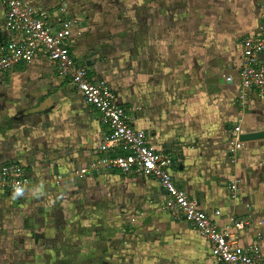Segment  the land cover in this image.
<instances>
[{
	"label": "crops",
	"instance_id": "0c3cea01",
	"mask_svg": "<svg viewBox=\"0 0 264 264\" xmlns=\"http://www.w3.org/2000/svg\"><path fill=\"white\" fill-rule=\"evenodd\" d=\"M28 1L57 30L66 18L79 21L74 57L93 79L108 83L131 125L173 157L179 187L221 228L230 216L255 224L233 238L238 249L250 246L264 221V138L254 139L264 134V93L253 90L240 100V71L244 41L263 33L262 0H122L127 26L112 36L99 29L92 0ZM5 20L0 0V48L13 38ZM120 38L127 41L122 47L114 42ZM109 131L46 53L0 74V172L20 163L32 182L23 193H0V264H220L196 229L165 210L157 181L102 167L75 179L76 170L127 152L100 151ZM58 177L67 196L90 187L86 195L96 206L85 211L105 221L71 218L68 225L73 210L64 208L56 224L50 197L60 194ZM111 215L132 216L141 240L130 247L133 230ZM258 244L264 248V236Z\"/></svg>",
	"mask_w": 264,
	"mask_h": 264
},
{
	"label": "built area",
	"instance_id": "2783aa9c",
	"mask_svg": "<svg viewBox=\"0 0 264 264\" xmlns=\"http://www.w3.org/2000/svg\"><path fill=\"white\" fill-rule=\"evenodd\" d=\"M6 7L5 30L13 38L0 48V74L20 63L32 62L38 53H46L49 60L56 64L62 79H68L79 91L83 100L94 107L102 118V123L110 129L99 149L104 154L123 147L127 152L114 157L104 156L90 166L74 172L75 179L90 175L92 169L110 172L119 171L125 175L144 177L157 181L166 192L165 210L179 222H186L207 240L213 256L220 264H264V248L258 244L264 236V221L257 222L262 228L253 243L238 249L233 242L234 235L248 228H255L250 221L230 216L226 227L221 228L218 221L190 198L179 187L174 177L175 161L170 154L156 149L145 131L134 128L124 107L118 104L114 92L104 80L93 79L88 69L71 52V38L79 21L66 18L57 30L45 13H40L28 0H2ZM263 33L259 38H250L243 44V60L240 71L242 92L240 100L246 101L248 93L258 90L264 93V0L261 6ZM228 82L233 78L225 76ZM240 126L234 129V143L240 149L242 142ZM61 180V177H59ZM238 182L230 184L232 198L238 195ZM32 186L31 179L20 163H9L0 172V190L22 193ZM216 218L221 211L215 213Z\"/></svg>",
	"mask_w": 264,
	"mask_h": 264
},
{
	"label": "rangeland",
	"instance_id": "374dc122",
	"mask_svg": "<svg viewBox=\"0 0 264 264\" xmlns=\"http://www.w3.org/2000/svg\"><path fill=\"white\" fill-rule=\"evenodd\" d=\"M88 2L91 3V0H87ZM93 3H97L98 5V17H99V29L104 31V33H108L110 36H112L113 33H116L117 31H123L124 26H127L126 24H123V11H122V0H92ZM98 27V26H97ZM119 38V37H118ZM109 42V41H108ZM113 42V40H111ZM114 42L117 43V45H122L127 42L125 39H118L115 40ZM110 44V43H109ZM100 147V146H99ZM149 180V179H147ZM61 185V180L58 177V180L55 184V191L57 190L60 194L55 196V197H50L53 199L52 201V207L50 210L53 211V214L55 217L54 221L57 224L58 216L61 215V213L64 211V208L66 209H72L73 211L71 212V215L69 214L67 216V221L71 220L73 221V224L78 221V219L82 220H87L88 223L91 225L93 224L96 220L97 221H105L104 218L101 215H93L90 214L89 212H86L85 210L92 209V207L96 206V204L93 202L92 198L88 195H86L87 192L92 190L90 187L87 189L84 188H77V189H71L72 195L67 196L65 194V191H62V188L60 187ZM3 189V188H2ZM0 190V193L2 191ZM99 190H102L101 188ZM76 191H79L80 193L83 192V195L80 193H75ZM25 192V191H23ZM22 192V193H23ZM75 193V194H73ZM70 195V193H69ZM81 195V196H80ZM67 196V197H65ZM90 197V198H89ZM85 199V200H84ZM52 214V215H53ZM97 214V213H95ZM115 224H125L130 226V231H128V234H131V239L129 240L130 247L133 245L137 244L138 241L141 239L139 238V235L137 234L138 230L132 226V223H130V219L132 216H110ZM53 221V220H52ZM71 221V222H72ZM68 221V225L71 223ZM74 226L71 227L70 232H72V239L74 238ZM136 232V233H134ZM118 244V243H116ZM119 245V244H118ZM58 250V249H55ZM56 257V256H55ZM57 258V257H56ZM58 264V263H56Z\"/></svg>",
	"mask_w": 264,
	"mask_h": 264
},
{
	"label": "water",
	"instance_id": "95a60500",
	"mask_svg": "<svg viewBox=\"0 0 264 264\" xmlns=\"http://www.w3.org/2000/svg\"><path fill=\"white\" fill-rule=\"evenodd\" d=\"M0 41H1V33H0ZM261 138H264V134L254 137V139H261Z\"/></svg>",
	"mask_w": 264,
	"mask_h": 264
}]
</instances>
